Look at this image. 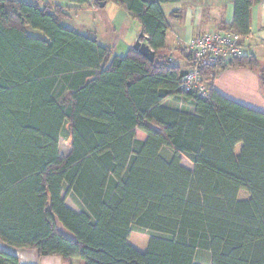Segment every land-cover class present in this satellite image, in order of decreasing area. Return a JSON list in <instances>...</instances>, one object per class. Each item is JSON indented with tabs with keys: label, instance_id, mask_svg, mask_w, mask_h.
Returning a JSON list of instances; mask_svg holds the SVG:
<instances>
[{
	"label": "trees",
	"instance_id": "trees-1",
	"mask_svg": "<svg viewBox=\"0 0 264 264\" xmlns=\"http://www.w3.org/2000/svg\"><path fill=\"white\" fill-rule=\"evenodd\" d=\"M260 1L234 0L223 31L248 37ZM73 2L126 12L156 59L115 55L67 26L62 5L0 0V241L65 264H195L198 252L264 264V111L226 99L210 77L248 68L264 92V67L253 55L206 67L209 98L183 93L194 64L167 50L161 0ZM0 264L20 263L0 251Z\"/></svg>",
	"mask_w": 264,
	"mask_h": 264
},
{
	"label": "crops",
	"instance_id": "crops-1",
	"mask_svg": "<svg viewBox=\"0 0 264 264\" xmlns=\"http://www.w3.org/2000/svg\"><path fill=\"white\" fill-rule=\"evenodd\" d=\"M161 2L163 12L171 27L167 35V50L172 52L174 60L182 66L186 64L179 54V50H182L183 46L191 42L198 35L213 31H223L224 26H229L233 23L234 0H161ZM51 4H59L70 9V14L72 16V19H70L71 26H74L70 27L76 29L83 28L85 24L90 23V21L92 22V20H90L91 14L88 11L99 13L97 14L99 21L101 19L105 20V11L111 3L107 4L104 9L80 6L73 2V0H63V2ZM115 7L118 8L117 6ZM123 13L126 15V12L123 11ZM114 15L116 18L117 15H119L118 17H122V22H126V24L130 21L117 12H114ZM126 17L129 16L127 15ZM78 19H80L79 22H81V27L79 24L75 23ZM129 19L131 18L129 17ZM121 20L117 19V21H115L114 18L105 20L108 29L112 30L113 39L117 36L121 26H123ZM135 27L138 30V36H131L133 45L125 46L124 50H126L124 52L127 51L128 53V51L134 47L142 33L140 24L138 27ZM91 29L92 31L90 30L89 34L92 37H96L100 44L111 47L115 54L114 50L116 49L114 48L119 43V37L115 38V43H113V45L104 44L100 38L102 35L100 30L98 31L97 28H95V30H93V28ZM243 44L245 55H253L260 64L264 63V0H261L252 9L250 34ZM214 88L223 97L236 104L256 111H264V92L261 88L260 77L258 73L253 70L242 68L221 71L214 81ZM0 251L16 256L20 264H65L60 257H42L37 250L11 248L2 241H0ZM70 264L84 263L81 260L73 259Z\"/></svg>",
	"mask_w": 264,
	"mask_h": 264
},
{
	"label": "built area",
	"instance_id": "built-area-1",
	"mask_svg": "<svg viewBox=\"0 0 264 264\" xmlns=\"http://www.w3.org/2000/svg\"><path fill=\"white\" fill-rule=\"evenodd\" d=\"M247 37L232 31H213L198 35L182 47L185 56H191L194 66L182 78L180 91L195 93L203 99L209 98L208 78L203 68L228 63L245 55L244 41ZM217 73L210 77L215 78Z\"/></svg>",
	"mask_w": 264,
	"mask_h": 264
},
{
	"label": "rangeland",
	"instance_id": "rangeland-1",
	"mask_svg": "<svg viewBox=\"0 0 264 264\" xmlns=\"http://www.w3.org/2000/svg\"><path fill=\"white\" fill-rule=\"evenodd\" d=\"M18 1H34V0H18ZM44 2H48V3H59V2H63V0H42ZM91 15L90 20H92V22L90 21V23H87L84 25L83 28H76L77 31H79L80 33H84V34H89L90 30L92 31L91 28H93V30H95V28L98 29V31L100 30V32L102 33L101 35V40L104 42V44H111L113 45V43H115V38L119 37V43L117 44V46L114 48L116 50L115 54L118 56H125L127 55V51L124 52V48L127 45H131L132 44V39L131 36L133 37H137L138 35V30L135 26L138 27V23L136 21H132L131 19H129V17H126L127 14L125 15V13H123V10L121 11L120 9L116 8L113 4H109L105 13L106 15H104L106 17V19H113L115 21L121 20L122 17H118L119 15L116 16L114 15V12H117L119 14H122L123 16H125V18H128L129 23L126 24V22H122L121 23L123 26H121L117 36L113 39V33L111 29H108L107 24L105 23V20L101 19L99 21L98 15L99 13L95 12V11H88ZM97 15V17H96ZM102 16V13H101ZM96 17V19L94 20V18ZM100 17V16H99ZM103 17V16H102ZM80 19H78L77 21H75L76 24H79V26L81 25V22H79ZM67 26H71V21L68 20L66 22ZM74 27V26H71ZM81 27V26H80ZM32 34L36 37H43V34L41 32L38 31H32ZM133 45V44H132ZM113 47V46H112ZM182 58V57H181ZM262 59V58H260ZM263 61V60H262ZM181 63H184L183 61H180ZM262 66H264V63H261ZM168 106L173 108V109H178V110H183V111H190L187 107H185L181 102H177V101H169ZM136 137L138 140L144 141L146 140L147 136L141 132V131H137L136 132ZM59 152L61 157H66L69 152H70V141L67 137V133L64 131L63 136H61L60 141H59ZM170 155V151L169 150H165L163 152V156L164 157H168ZM182 165L184 167H186L189 170H193V166L190 162H188L186 159H182ZM67 205L72 208L74 211L79 212V209L77 208V206L72 202L71 199L67 200ZM195 264H211V256L208 252H198L196 255V262Z\"/></svg>",
	"mask_w": 264,
	"mask_h": 264
},
{
	"label": "water",
	"instance_id": "water-1",
	"mask_svg": "<svg viewBox=\"0 0 264 264\" xmlns=\"http://www.w3.org/2000/svg\"><path fill=\"white\" fill-rule=\"evenodd\" d=\"M104 6L105 4L102 5V7ZM142 40L145 42H142ZM133 49L136 50L140 55H142L143 57H145L147 60H149L152 63L156 59V54L152 51V49L148 45V38L145 37L143 32L141 33ZM187 74H188V71H183L181 74V78L185 77Z\"/></svg>",
	"mask_w": 264,
	"mask_h": 264
}]
</instances>
